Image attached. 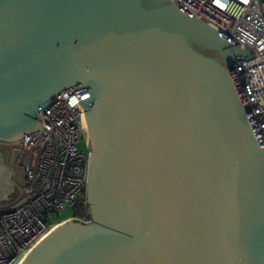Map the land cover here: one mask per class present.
Returning a JSON list of instances; mask_svg holds the SVG:
<instances>
[{
	"label": "water",
	"instance_id": "95a60500",
	"mask_svg": "<svg viewBox=\"0 0 264 264\" xmlns=\"http://www.w3.org/2000/svg\"><path fill=\"white\" fill-rule=\"evenodd\" d=\"M254 58L172 0H0V144L90 95V221L19 264H264V141L234 72ZM5 165L0 204L20 194Z\"/></svg>",
	"mask_w": 264,
	"mask_h": 264
},
{
	"label": "built area",
	"instance_id": "2783aa9c",
	"mask_svg": "<svg viewBox=\"0 0 264 264\" xmlns=\"http://www.w3.org/2000/svg\"><path fill=\"white\" fill-rule=\"evenodd\" d=\"M255 57L234 72L264 141V0H172ZM79 87V86H77ZM65 89L41 113V131L22 141L24 185L19 199L0 206V264H19L68 208L89 222L86 205L90 153L79 148L87 129L79 101L87 90ZM84 212L76 214L75 208Z\"/></svg>",
	"mask_w": 264,
	"mask_h": 264
},
{
	"label": "rangeland",
	"instance_id": "374dc122",
	"mask_svg": "<svg viewBox=\"0 0 264 264\" xmlns=\"http://www.w3.org/2000/svg\"><path fill=\"white\" fill-rule=\"evenodd\" d=\"M79 148L83 151H88V144L85 140H82L80 142ZM0 152H3L5 155L4 160L5 166L8 170H11L13 172L12 181L14 184H16V187L18 188L19 192H21L20 187L24 185V171H23V147L21 142L18 145H4L0 144ZM23 184V185H22ZM20 195V194H19ZM10 201V203H4L0 204V206H8L14 202H16L19 199V196ZM74 215V209L68 208L66 209L60 217L56 218L55 220H69Z\"/></svg>",
	"mask_w": 264,
	"mask_h": 264
},
{
	"label": "flooded vegetation",
	"instance_id": "af4514ba",
	"mask_svg": "<svg viewBox=\"0 0 264 264\" xmlns=\"http://www.w3.org/2000/svg\"><path fill=\"white\" fill-rule=\"evenodd\" d=\"M87 143H88V137H87ZM3 154H4L3 152H0V163L1 162L5 163V161H6V160H4L5 155H3Z\"/></svg>",
	"mask_w": 264,
	"mask_h": 264
},
{
	"label": "trees",
	"instance_id": "16d2710c",
	"mask_svg": "<svg viewBox=\"0 0 264 264\" xmlns=\"http://www.w3.org/2000/svg\"><path fill=\"white\" fill-rule=\"evenodd\" d=\"M84 210H85V208H84ZM84 210H83V208L81 210H76V214L79 215V213H81L82 211L84 212Z\"/></svg>",
	"mask_w": 264,
	"mask_h": 264
},
{
	"label": "bare ground",
	"instance_id": "6f19581e",
	"mask_svg": "<svg viewBox=\"0 0 264 264\" xmlns=\"http://www.w3.org/2000/svg\"><path fill=\"white\" fill-rule=\"evenodd\" d=\"M87 129V128H86ZM87 132V131H86ZM87 137H88V132H87ZM78 209V207L77 208H75V210H77ZM71 219H74L73 217L71 218ZM71 219H69V220H71ZM66 221H68V220H66ZM60 225V224H59Z\"/></svg>",
	"mask_w": 264,
	"mask_h": 264
},
{
	"label": "crops",
	"instance_id": "0c3cea01",
	"mask_svg": "<svg viewBox=\"0 0 264 264\" xmlns=\"http://www.w3.org/2000/svg\"><path fill=\"white\" fill-rule=\"evenodd\" d=\"M23 185V184H22ZM22 187H20V189H21Z\"/></svg>",
	"mask_w": 264,
	"mask_h": 264
}]
</instances>
